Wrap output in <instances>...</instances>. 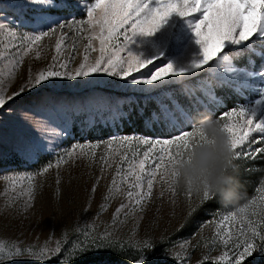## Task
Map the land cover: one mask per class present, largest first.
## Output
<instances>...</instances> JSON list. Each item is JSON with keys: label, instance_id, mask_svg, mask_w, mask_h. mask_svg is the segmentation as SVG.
<instances>
[{"label": "rangeland", "instance_id": "1", "mask_svg": "<svg viewBox=\"0 0 264 264\" xmlns=\"http://www.w3.org/2000/svg\"><path fill=\"white\" fill-rule=\"evenodd\" d=\"M17 2L18 0H0V22L12 25L18 32L24 33L31 28L22 24L21 19H17L19 12L13 7ZM68 2L70 5L74 4V0ZM54 14L69 19L73 14L77 19L86 18L85 13L76 7ZM28 15L30 16L31 12ZM64 31L68 35L64 38V50L59 60L64 62L75 56V60L68 64L69 69H72L82 60L84 46L87 44L83 37L87 33L77 32L75 25ZM60 38L58 30L41 41V59H35L34 53L23 57V63L7 94L17 91L20 85L27 81L29 69L35 73L52 63L51 57L56 54L55 43ZM0 41L3 42L0 43V53L9 50L15 52L16 48L9 49L6 45L20 44L17 37L2 32ZM93 45L98 48L97 41H94ZM175 49L176 46L172 45L170 52ZM90 55L94 59L98 52H91ZM7 59V56L0 55V76L8 71ZM156 63L162 64L164 61ZM152 67L150 65L149 69ZM149 69H144L143 72ZM56 70L63 71L58 64ZM134 75L139 76L141 73ZM261 86V82H256L255 88ZM94 87L120 92H142L139 90L140 86H132L118 77L104 73L76 80L56 78L32 88L31 91H25L0 109V240L5 242L6 251L14 242L21 250L19 257L3 254L0 264H135L141 254L146 256V264H232L235 253L242 251L246 239L257 244L259 249V237L251 239L248 224L244 225L245 235L237 237L240 225L231 221L224 222L221 216L211 217L199 225L192 236L178 238V231L200 204L201 197L192 192L189 196L186 189L176 187L173 196L168 186L160 182L159 176L154 183L151 198L145 199L139 206L135 205L134 200L127 197L126 193L136 192L137 189H129L128 183L122 182L124 170L133 159L138 161L142 158L147 146L134 144L131 150L118 148L121 154L127 153L129 159L121 162L119 156L110 157L105 164L100 157L106 148L101 144L95 149V157L91 156L90 149L85 150L88 155H80L79 150H76L72 158L65 157L66 163L57 165L56 156L47 151L48 148L58 152L64 148L70 149L74 144L85 143L74 140L71 133L75 115L87 113V123L93 125L94 115L99 113L98 110L108 108L106 100L99 93L91 94L85 99L78 97L82 90ZM251 92L255 94L254 91ZM204 93L208 99H212L213 93L207 87ZM119 105L120 108V102ZM41 117L48 128H54L63 134H49L48 139L43 141L45 152L37 159L30 160L18 152V146L26 139L38 136L35 121ZM255 138L257 134L254 133L250 141ZM49 141L52 143L49 144ZM261 146L250 144L247 150ZM134 152L138 154L134 156ZM41 158L46 161L39 162ZM257 161L263 162V168L260 169L256 188L251 195L242 198L241 206L229 208L223 213L237 211L253 198L259 201L264 197V153H256L252 159L241 158L236 163L253 169ZM49 162L52 163L49 171L38 174ZM109 164L111 167H108ZM117 164L120 165V175H117ZM29 174H33L31 180L28 178ZM114 177L116 186L120 188L118 194L109 192L110 187H116L112 184ZM13 180L16 181L15 184L12 183ZM146 180L147 177L144 181L145 191ZM128 182L135 183L134 177H128ZM30 185L34 186L31 199L28 193ZM122 204L128 207L117 213L116 209ZM263 217L264 214L252 216L250 209L251 226L262 235ZM229 230L233 236L225 245L223 240L227 237L223 234ZM237 239L241 244L239 248L236 247ZM146 242L151 243L152 247H145ZM45 245L47 249L43 259L25 251L31 246L34 252H39ZM57 245L60 250L53 254L51 250ZM221 257L226 259L221 260ZM124 258H129L130 261L123 262ZM245 263L264 264V255L257 250Z\"/></svg>", "mask_w": 264, "mask_h": 264}, {"label": "snow or ice", "instance_id": "2", "mask_svg": "<svg viewBox=\"0 0 264 264\" xmlns=\"http://www.w3.org/2000/svg\"><path fill=\"white\" fill-rule=\"evenodd\" d=\"M13 7L19 12L17 19H21L22 24L29 25L31 30L20 33L12 25L0 22V32L17 37L20 41L19 46L6 45L9 49L16 48L15 52L9 50L0 53L8 57V71L0 76V109L25 91H31L32 88L56 78L76 80L104 73L118 77L132 86H140L139 90L143 92L158 91L173 83H181L204 70L212 73L220 84L233 88L237 94H243V90L255 92L254 99L241 103L223 112L218 118H214L229 138L234 153L233 162L237 169L239 165L236 162L239 159H252L255 158L256 153H264V64L261 65V70L257 71L248 70L234 63L236 59L244 56L245 52L264 59V50L256 48L257 44L264 46V0H74V4L71 5L68 0H18ZM70 7L80 8L86 18L77 19L73 14L69 19L54 14ZM29 12H31L30 16ZM74 25L77 32L87 33L83 37L87 44L84 46L82 60L69 69L68 64L75 60V56L64 62H61L59 57L64 50V38L68 35L64 30ZM58 30L61 38L55 43L56 54L51 57L52 63L35 73L29 69L27 81L22 83L17 91L7 94L23 63V57L34 53L35 59H41L39 47L41 41L50 34L57 33ZM94 41L98 42V48L93 45ZM172 45L176 46L174 52H170ZM91 52H98V55L93 59ZM161 60L164 63H156ZM57 64L63 71L56 70ZM248 64L254 65L255 61L249 57ZM150 65L153 66L151 69H149ZM144 69L149 70L143 72ZM135 73L141 75L135 76ZM258 81L262 86L257 89L255 84ZM155 99L159 104V115L154 113L153 120L163 122L170 130H179L178 134L164 139L114 135L107 140L77 143L70 149L64 148L58 152L51 148L47 151L56 156V163L59 165L67 162L65 157L72 158L76 150H79L80 155H88L85 150L90 149L91 156L95 157V149L103 144L106 151L100 159L107 164L110 157L119 156L121 162L129 159L127 153L121 154L118 148L131 150L134 144L147 146L142 158L138 161L133 159L124 170L122 182L128 183L129 189H137L136 192L128 191L127 197L132 198L137 206L145 199H150L157 176L175 196V188L170 186L166 176L169 162L182 159L205 137L195 124L192 125L191 130H180L191 121V116L189 111L174 99L166 93L163 94V99L160 96ZM164 99L170 100L172 106L164 103ZM146 123L150 125L151 122ZM35 127L38 136L26 139L18 146V152L30 160L37 159L45 152L43 141L48 139L49 134L56 136L63 134L54 128H48L43 117L35 121ZM254 133L257 134V138L250 141ZM51 143L52 141H49V144ZM250 144L262 146L248 151ZM137 154L134 152V156ZM147 165L154 167L149 168ZM51 167L52 163L49 162L38 174L48 172ZM108 167L111 165L109 164ZM120 174V165L117 164V175ZM32 175L29 174V180ZM128 177H134L135 183H129ZM145 177H147L146 191ZM12 183L15 184L16 181L13 180ZM112 184L113 186L117 184L115 177ZM33 191L34 186L30 185L28 189L30 199ZM119 191L118 186L109 188V192L118 194ZM257 191L261 190L257 189ZM188 193L190 196L191 191ZM211 202H217L216 198L205 193L199 203L202 206ZM125 207L128 205L122 204L116 212L120 213ZM250 209L252 216L264 214V197L259 201L253 198L237 211L213 213L214 216H221L224 222L238 223L240 230L236 233L237 237L245 235V224L249 225L248 230L252 234V240L259 237V249L257 244L246 239L242 251L235 253L232 264H245L246 259L253 256L257 250L264 255V235L251 226ZM223 235L227 237L223 240L227 245L233 234L229 230ZM145 247L150 248L152 245L146 242ZM236 247H241L238 239ZM46 249L47 245L39 252H34L29 246L25 251L43 259ZM59 250L57 245L51 251L55 254ZM5 253L9 257H19L21 250L14 242L6 251L5 242L0 240V258ZM146 259V256L141 254L135 264H146ZM223 259L226 257H221V260Z\"/></svg>", "mask_w": 264, "mask_h": 264}, {"label": "trees", "instance_id": "3", "mask_svg": "<svg viewBox=\"0 0 264 264\" xmlns=\"http://www.w3.org/2000/svg\"><path fill=\"white\" fill-rule=\"evenodd\" d=\"M256 48L257 50H264V46L261 44H257ZM249 57L255 61L254 65L248 64ZM234 62L237 66L258 71L261 70L264 59L245 52L244 56ZM206 87L213 93L211 100L204 93ZM94 93H99L104 97L108 108L102 111L98 110L99 113L94 115L95 122L93 125L87 123L89 118L87 113L75 115L71 133L74 140L78 142L107 140L114 135L164 139L178 134L179 130H170L163 122L153 120L154 113L159 115V104L155 97L160 96L163 99L164 93L189 111L191 121L180 130H191L192 125H198L200 119L206 114L218 118L223 112L255 98V94L250 90H243V94H237L233 88L220 84L215 77L207 72H201L197 76L181 83H173L158 91L154 90L146 93L120 92L110 88L94 87L82 90L78 97L85 99ZM119 102L121 104L120 108ZM164 103H168L170 107L172 106L171 101L168 99H164ZM146 122L151 123L149 125ZM44 161L46 160L43 158L39 160V162ZM238 164L239 191L241 193L238 204L229 207L223 206V208L218 202L204 203L202 206L199 204L196 207L198 210L194 209L191 212L183 227L178 231L176 235L178 238L192 236L199 225L204 224L211 217H216L213 215L214 212L221 213L229 208L239 207L242 204V198L251 195V192L256 188L257 181H259V173L260 169L263 168V162L257 161L253 169L241 163ZM129 261V258L123 259V262Z\"/></svg>", "mask_w": 264, "mask_h": 264}, {"label": "clouds", "instance_id": "4", "mask_svg": "<svg viewBox=\"0 0 264 264\" xmlns=\"http://www.w3.org/2000/svg\"><path fill=\"white\" fill-rule=\"evenodd\" d=\"M198 128L205 139L182 159L169 162L168 183L200 197L207 193L224 207L235 206L241 193L229 138L210 114L200 119Z\"/></svg>", "mask_w": 264, "mask_h": 264}]
</instances>
